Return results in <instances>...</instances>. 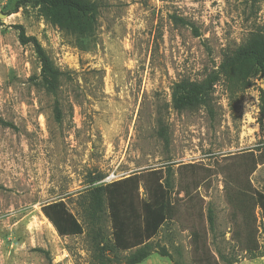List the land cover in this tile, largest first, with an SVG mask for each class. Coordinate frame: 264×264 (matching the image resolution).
<instances>
[{
  "label": "rangeland",
  "instance_id": "1",
  "mask_svg": "<svg viewBox=\"0 0 264 264\" xmlns=\"http://www.w3.org/2000/svg\"><path fill=\"white\" fill-rule=\"evenodd\" d=\"M92 1L96 20L73 33L42 0H0V119L12 124H0V264H97L84 209L90 189L140 175L145 199L147 173L164 178L168 166L175 217L167 223L160 214L151 241L183 264H225L220 255L264 264L240 244L256 241L264 251L255 208L257 195L264 196V73L245 91L219 82L211 112H178L171 97L175 83L205 79L251 33H264V0ZM17 25L64 74L60 121L55 96L37 79L40 60L33 45L21 44ZM162 126L169 148L158 134ZM55 202L80 222L82 235H58L43 213ZM103 218L111 239L107 204ZM141 264L173 263L153 253Z\"/></svg>",
  "mask_w": 264,
  "mask_h": 264
},
{
  "label": "trees",
  "instance_id": "2",
  "mask_svg": "<svg viewBox=\"0 0 264 264\" xmlns=\"http://www.w3.org/2000/svg\"><path fill=\"white\" fill-rule=\"evenodd\" d=\"M10 4L15 0H9ZM254 3L259 0H252ZM48 5L52 19L64 30L73 33L85 32L96 20L99 5L92 0H42ZM14 13V12H10ZM181 24H186L180 18H174ZM22 45H33L40 60L41 72L37 79L49 94L55 96L54 112L58 121L61 111L57 100L59 84L63 72L55 65L44 47L34 36H27L22 25L15 26ZM196 31V30H195ZM257 72L264 73V33H251L244 44L233 53L225 55L218 68L201 81L181 80L172 87V104L176 111L183 112L204 107L211 112V103L215 87L219 82L227 85L229 91H245L254 86L253 78ZM261 116L258 120L261 128L264 126V91L260 90ZM0 124L11 127L12 124L0 119ZM159 137L164 146L169 148L170 139L167 129L160 127ZM156 171L146 175L144 189L146 198L139 195L140 175L112 183L94 185L85 200V219L89 224L97 264H141L153 253L169 258L173 264H183L175 259L166 246L151 241L158 231L157 224L160 214H164L167 223L175 217L174 204L169 194L173 186L172 166L165 167V176L153 179ZM103 176H96L91 183L101 181ZM229 198V197H228ZM231 201V199L229 198ZM107 204L112 226V238L109 239L103 228V214ZM259 207L262 216V232L264 233V196L257 195L255 208ZM43 213L53 225L59 236H78L84 233V228L75 216L69 212L63 202H55L43 207ZM235 219V216H233ZM210 227H214V217L209 212ZM237 237L235 233L232 238ZM245 252L253 257H264L258 242L240 241ZM180 256V251H177ZM225 264H235L234 261L220 255Z\"/></svg>",
  "mask_w": 264,
  "mask_h": 264
}]
</instances>
